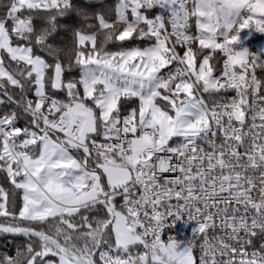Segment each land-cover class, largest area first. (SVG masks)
Wrapping results in <instances>:
<instances>
[{
  "label": "snow or ice",
  "instance_id": "obj_1",
  "mask_svg": "<svg viewBox=\"0 0 264 264\" xmlns=\"http://www.w3.org/2000/svg\"><path fill=\"white\" fill-rule=\"evenodd\" d=\"M0 9V264H264V0Z\"/></svg>",
  "mask_w": 264,
  "mask_h": 264
},
{
  "label": "built area",
  "instance_id": "obj_2",
  "mask_svg": "<svg viewBox=\"0 0 264 264\" xmlns=\"http://www.w3.org/2000/svg\"><path fill=\"white\" fill-rule=\"evenodd\" d=\"M193 225L185 224L183 221L177 223L175 229H173V234L177 236L178 239H184L191 234V228Z\"/></svg>",
  "mask_w": 264,
  "mask_h": 264
},
{
  "label": "trees",
  "instance_id": "obj_3",
  "mask_svg": "<svg viewBox=\"0 0 264 264\" xmlns=\"http://www.w3.org/2000/svg\"><path fill=\"white\" fill-rule=\"evenodd\" d=\"M0 2H2V0H0ZM0 11H2V9H0ZM62 23H67L69 25H76L77 21L76 18H69L66 19L64 21H62ZM11 237H0V249H3L5 247H11V244L9 243V241L11 240Z\"/></svg>",
  "mask_w": 264,
  "mask_h": 264
},
{
  "label": "crops",
  "instance_id": "obj_4",
  "mask_svg": "<svg viewBox=\"0 0 264 264\" xmlns=\"http://www.w3.org/2000/svg\"><path fill=\"white\" fill-rule=\"evenodd\" d=\"M261 45H264V37H260L259 39H253L250 46L256 48Z\"/></svg>",
  "mask_w": 264,
  "mask_h": 264
}]
</instances>
